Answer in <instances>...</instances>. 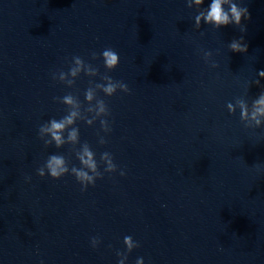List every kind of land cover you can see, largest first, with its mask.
Wrapping results in <instances>:
<instances>
[{"label":"water","instance_id":"95a60500","mask_svg":"<svg viewBox=\"0 0 264 264\" xmlns=\"http://www.w3.org/2000/svg\"><path fill=\"white\" fill-rule=\"evenodd\" d=\"M210 2L0 0V264H264V0H234L245 31Z\"/></svg>","mask_w":264,"mask_h":264},{"label":"clouds","instance_id":"9594fccd","mask_svg":"<svg viewBox=\"0 0 264 264\" xmlns=\"http://www.w3.org/2000/svg\"><path fill=\"white\" fill-rule=\"evenodd\" d=\"M195 3L197 5H201L204 3V0H195ZM225 5H227V8H225ZM201 18L204 19L205 23L212 24L217 28L220 27H226L229 25H235V26H241V21L243 19H250V13L248 11L247 7H241L239 6L234 0H211L210 4L208 5V9L206 14L204 12H201L200 15L196 17V22L199 24ZM241 31H245L243 26L240 27ZM243 40V37H240V40H233L229 47L233 52L236 53H246L248 51V44L247 43H241L240 41ZM95 55V53H94ZM102 58L104 61V64L109 69H115L119 64V55L116 53L113 49L108 48L105 49L102 52ZM76 63L80 64L81 60L77 57ZM76 70L74 69L72 71V74L75 75ZM260 76H264V71L259 73ZM119 87L123 90V92H128L129 88L126 84L123 82H118ZM117 83H109L107 87L104 88V91L108 95H112L116 92ZM87 98L90 100L92 98V93L89 91L87 93ZM65 103L72 104V98L70 96H66L64 98ZM257 107L255 108V111L252 114V118L256 119L257 115H264V95H261L260 98L255 102ZM229 109L232 110V105H228ZM242 118L247 117V110L242 105ZM101 112L104 111V106L101 103L100 109ZM77 115L76 112H72L69 116L65 117L63 120L57 121L52 120L50 122V126L47 128H43L42 131L50 133L52 139L55 141L57 146H60L64 143L61 131L65 128L66 125L73 123V118ZM257 124L260 123L259 120L256 121ZM77 138V133L75 130L71 131L68 135V139L71 141H75ZM107 156V153L105 154V157ZM80 160L84 165H86L89 169L92 170V172H96L97 165L95 161L93 160V153L87 148H84L83 154L80 156ZM65 161L64 158L61 156H50L47 161V169L49 172V175L53 179H60V177L68 171V169L64 166ZM115 165L109 161L107 171H114ZM73 171L76 173V177L81 182L87 181L91 185L95 184V177L88 174L86 171L73 169ZM38 174L40 176L44 175V170L38 169ZM99 175V173H97ZM121 175H124L123 172H121ZM124 241L126 244H128L129 247H131V237L126 236L124 238Z\"/></svg>","mask_w":264,"mask_h":264}]
</instances>
